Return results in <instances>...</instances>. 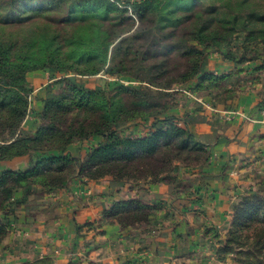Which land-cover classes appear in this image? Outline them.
<instances>
[{
    "label": "trees",
    "instance_id": "16d2710c",
    "mask_svg": "<svg viewBox=\"0 0 264 264\" xmlns=\"http://www.w3.org/2000/svg\"><path fill=\"white\" fill-rule=\"evenodd\" d=\"M138 22L145 26L135 28ZM158 31L164 32L161 40L170 41L156 50ZM236 37L241 42L228 48ZM210 48L236 66L258 65L251 73L202 72ZM134 68L144 76L136 75L135 85L108 82L89 89L64 77ZM35 70L62 73L63 86L43 99L38 123L28 133L21 124L32 91L27 74ZM261 71L264 0H0V164L19 157L30 161L25 169L0 168V250L8 247L12 223L3 210L15 191L65 187L73 178L132 180L133 190L106 212L100 232L148 231L161 207L142 201L151 196L139 193V181L171 183L175 163L190 167L210 159L209 144L180 125L177 107L168 101L174 85L208 101L216 95L214 107L235 109L238 93L258 81L248 75L258 79ZM227 82L231 85L223 87ZM75 141L87 144L84 153L74 155ZM235 196L216 252L224 260L238 255L237 264H264V175ZM82 227L80 236L98 232L91 222Z\"/></svg>",
    "mask_w": 264,
    "mask_h": 264
},
{
    "label": "crops",
    "instance_id": "0c3cea01",
    "mask_svg": "<svg viewBox=\"0 0 264 264\" xmlns=\"http://www.w3.org/2000/svg\"><path fill=\"white\" fill-rule=\"evenodd\" d=\"M237 68L233 62L223 61L212 53L202 72L226 73ZM261 84L247 85L233 105L250 114L253 121L242 117L225 121L218 113L196 106L192 99L177 108L181 118L184 114L180 125L209 144L210 159L196 165L195 172L200 171L201 175L196 173L177 183L183 188L178 192L169 189L170 183L164 180L147 189L151 199L163 203L154 222L157 229L154 234L149 232L140 241L137 237L145 234L135 231L100 232L99 224L106 222V212L126 197L124 190L113 189L106 177L86 182L74 178L65 187L44 192L48 202L44 207L38 204L32 209L20 208L12 242L0 250V264H21L42 258L51 259V264H219L214 261L216 257H210L211 249L219 245V238H224L223 225L231 216L236 191L252 182L251 174L240 179L244 167L234 173L232 168L242 158H264V103H261L264 85ZM29 164V159L17 158L1 163L0 168L25 169ZM90 222L97 234L78 235V228ZM207 229H213L218 236L214 237L213 230L207 232Z\"/></svg>",
    "mask_w": 264,
    "mask_h": 264
},
{
    "label": "rangeland",
    "instance_id": "374dc122",
    "mask_svg": "<svg viewBox=\"0 0 264 264\" xmlns=\"http://www.w3.org/2000/svg\"><path fill=\"white\" fill-rule=\"evenodd\" d=\"M112 1H115V0H112ZM116 1H120V0H116ZM121 1L131 2V1H135V0H121ZM136 1H138V0H136ZM142 26H145V25H142V23L140 24V22L135 23V25H134L135 28L136 27L140 28ZM161 33H164V32L158 31L156 34V37L158 38L157 44L155 45L156 50L167 45L166 43H169V41H170L169 39L165 40V41L161 40ZM176 39H180V37L172 39V40H176ZM241 40L238 37H236L231 43H229L227 45L228 48L230 47V48L235 49L237 44L239 42H241ZM115 48L116 47L113 46L112 50H114ZM210 49H211V53L217 54L216 51L212 50L213 48H210ZM113 63L116 64L115 61L110 62V64H113ZM257 63L258 62L241 64L238 66V69H243V70H245L246 73H251V72H253L252 67L254 68L256 65H258ZM130 71H132L133 74L129 73V72L128 73L120 72L118 74H108L106 72L100 71L99 73L94 74V75L93 74L92 75L66 74V75H64V77L66 79H69V80L75 82L76 84H78L82 87L89 88V89H97V88L103 87L108 82H120V83L125 84V85H127V84H132V85L138 84L139 80L136 78L137 77L136 75L143 78L144 76L140 75V74H143L141 72L142 70H140V68H138V69L134 68L133 70H130ZM261 74L262 75L259 77L260 79L255 78L256 74H249L250 76L248 75L247 79H251V81L258 80V81H256V83H258V84L262 83L261 85H264V71H261ZM62 76H63L62 73L53 72V70H47V71L35 70V71L27 74L28 84L30 87H32V91L28 95L29 112L21 124L22 132L31 133L33 127L37 125L38 119H37L36 113L40 112L42 110V107L44 105L43 99L49 98V97L57 94L60 91L61 87L63 86V82H61V81L58 82V80ZM229 84H230V82H227L226 84H222V86L228 87ZM184 89L190 90L189 88H187L183 85H174V90H173V92L175 93L174 98H172L171 96L168 97V101L169 102L171 101L172 104L175 103V106L177 108L183 107V105L185 103H186V105L189 104V101H187V99L193 100V98L189 97L183 91ZM214 91L216 92V90L213 89L212 92H214ZM197 95H198V97H202L199 94H197ZM121 96H123V95H121ZM217 98L218 97H216V95L215 96L213 95L212 101H215V99H217ZM203 99H205V98H203ZM205 100L207 102H209L210 105H213L212 101H208L207 99H205ZM194 103L196 106L201 107V104H199V102L194 101ZM218 109H224V108H218ZM183 115L184 114H182V118H183ZM2 137L3 136L0 135V143H1ZM79 144L80 143L77 141H75L72 144V152H74V155L78 154L79 151L81 153H84L86 148H87V144L81 143V145H82L81 147ZM78 145H79V148H78ZM77 149H78V151L76 152ZM70 151L71 150H69V152ZM18 159H27V158L19 157ZM179 165H181V164L175 163L174 167L172 168V170L168 174L172 178V182L170 183V185L168 183L167 184L169 186V189H171L172 191H174L175 187L181 186L177 183H180L183 180L189 179V177H191L193 174L195 175L196 173H199V175H201L200 173H202L200 171L195 172L196 165H193L190 167L183 166L182 167L183 169L181 167H178ZM197 165H201V164H197ZM241 167L242 168L244 167L245 169L239 173L240 179L243 177L244 174H247V175L251 174V177H252L251 181L255 182L257 180H260L261 177L264 175V158L255 157V159H251L250 157H246V158L239 159L237 161V163L234 165L235 169L232 168V171L231 170L230 171L234 173L235 170H239V169H241ZM183 171H185V173H183ZM249 172H252V173H249ZM105 177H106L105 181H109V183H111V185L110 184L109 185L111 187H113V189L116 187H120V188L122 187L124 190L125 196H127V192L130 193L129 191L133 190V188L131 187V185L133 184L132 180H130V181H128V180H125V181L117 180L116 181L111 176H105ZM105 177H102V178L97 179V180L98 181L102 180ZM197 177H198V174H197ZM77 179L85 181V182L91 181V180L97 181L94 179H84V178L83 179L77 178ZM139 182L141 184V189L139 190V193L150 192V190H147V189L151 187L150 185L153 184V182H150V181L145 180V179H141ZM110 186H108V187H110ZM55 188H57V187H55ZM60 188H62V187H60ZM151 189H152V187H151ZM51 190H49V189L48 190H40L39 187L36 186V188H34L33 185H30L29 187L19 188L17 191L14 192L13 197H12L13 198L12 201L9 204H7L3 210V211L7 212V215H8L7 218L12 223L11 230L9 231L10 237L8 236V245L10 242H12L11 240H12L13 235H14V231L16 228L15 226H17L16 224L19 223L18 220L15 218L17 217L20 208L23 207V208L32 209V207H36V206H38V204L40 207H44L43 204L48 203L47 200L45 199V196H44L45 193L44 192L51 191ZM148 195L151 196L150 194H148ZM142 201L145 204H149L152 207H156V208L161 207L159 209V211L156 212V216H157V218H159V215H160L159 213H160V211H162L163 203L161 201H158V200L156 201L155 199L154 200L153 199H145V200L142 199ZM55 203H56V201H55ZM156 219L152 222L151 228L148 231H146V232L142 231V228H141L140 233L145 234V235L137 237L140 241L145 240L149 232H152L153 234L156 232L157 229H154V222L156 221ZM137 232H139V230ZM213 236L217 237L216 235H213ZM25 244H28V243H25ZM217 247H218V245H217ZM217 247L215 245V247L213 249H211V251H213L212 252L213 255L210 257L211 258L216 257V259H217V260L215 259L214 261H216V262L218 261L219 264H237L234 261V258L237 257L238 255L235 256L234 254H230L229 257L226 260H224L217 254V252H216ZM34 260L35 259H33L31 261H34ZM36 260H38V259H36ZM27 261H30V260H27ZM50 262H51V259H50Z\"/></svg>",
    "mask_w": 264,
    "mask_h": 264
},
{
    "label": "built area",
    "instance_id": "2783aa9c",
    "mask_svg": "<svg viewBox=\"0 0 264 264\" xmlns=\"http://www.w3.org/2000/svg\"><path fill=\"white\" fill-rule=\"evenodd\" d=\"M189 97L193 98L194 101L199 102V104H201V106L205 109H208L210 111H212L213 113H218L223 120L226 121H232L233 119L237 118V117H242L244 120L246 121H253V117L248 114L245 113L244 111L240 110V109H218L216 107H214L213 105H210L209 102H207L205 99H203L202 97H198V95L190 90H183Z\"/></svg>",
    "mask_w": 264,
    "mask_h": 264
}]
</instances>
